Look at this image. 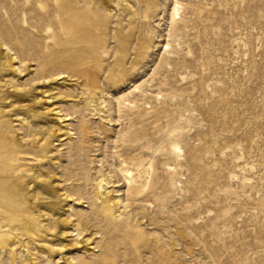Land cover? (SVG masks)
Segmentation results:
<instances>
[{
  "label": "rangeland",
  "instance_id": "rangeland-1",
  "mask_svg": "<svg viewBox=\"0 0 264 264\" xmlns=\"http://www.w3.org/2000/svg\"><path fill=\"white\" fill-rule=\"evenodd\" d=\"M0 57V264H264V0H0Z\"/></svg>",
  "mask_w": 264,
  "mask_h": 264
},
{
  "label": "bare ground",
  "instance_id": "bare-ground-1",
  "mask_svg": "<svg viewBox=\"0 0 264 264\" xmlns=\"http://www.w3.org/2000/svg\"><path fill=\"white\" fill-rule=\"evenodd\" d=\"M26 4V3H25ZM25 5H23V7H24ZM25 9V8H24ZM177 10V9H176ZM60 12L62 13V14H65V12H66V8L65 7H60ZM59 12V13H60ZM60 13V14H61ZM63 17V16H62ZM63 21H64V19H62V18H60V23L62 24L63 23ZM63 25V24H62ZM0 63L1 64H3V65H7L8 64V60L5 58V57H0ZM175 145V144H174ZM176 148V147H175ZM127 173H129V172H127ZM26 190V188L24 187L23 189H21L19 186H17V185H13L11 188H10V196H13V198L14 197H16V196H19V195H26V192H23V190ZM1 198V197H0ZM2 199V198H1ZM10 221L11 222H15V221H17V218L16 217H13V218H11L10 219ZM21 228L23 229V230H25V231H28V228H27V226L24 224V223H22L21 224ZM11 240H13V238L11 237V235L10 234H5V235H2L1 237H0V244L3 242V241H5V242H9V241H11ZM90 240V238H86L85 239V242L87 243L88 241Z\"/></svg>",
  "mask_w": 264,
  "mask_h": 264
}]
</instances>
